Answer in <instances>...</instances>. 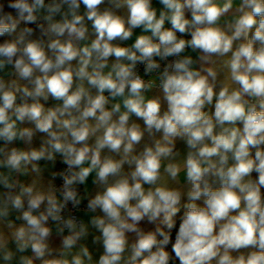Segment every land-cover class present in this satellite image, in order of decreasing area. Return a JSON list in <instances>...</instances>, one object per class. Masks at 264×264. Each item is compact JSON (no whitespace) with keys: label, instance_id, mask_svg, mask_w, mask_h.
<instances>
[{"label":"clouds","instance_id":"9594fccd","mask_svg":"<svg viewBox=\"0 0 264 264\" xmlns=\"http://www.w3.org/2000/svg\"><path fill=\"white\" fill-rule=\"evenodd\" d=\"M0 264H264V0H0Z\"/></svg>","mask_w":264,"mask_h":264},{"label":"built area","instance_id":"2783aa9c","mask_svg":"<svg viewBox=\"0 0 264 264\" xmlns=\"http://www.w3.org/2000/svg\"><path fill=\"white\" fill-rule=\"evenodd\" d=\"M141 71H142V69H141ZM57 183H60V181H57Z\"/></svg>","mask_w":264,"mask_h":264}]
</instances>
